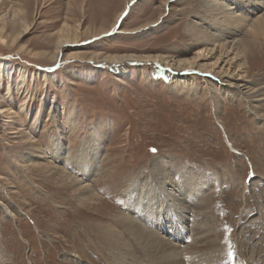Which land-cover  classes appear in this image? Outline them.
<instances>
[{
    "label": "rangeland",
    "instance_id": "rangeland-1",
    "mask_svg": "<svg viewBox=\"0 0 264 264\" xmlns=\"http://www.w3.org/2000/svg\"><path fill=\"white\" fill-rule=\"evenodd\" d=\"M202 1L0 0V19L10 23L20 7L30 27L19 35L21 25L10 23L8 43L0 41V264H115L110 256L118 259L123 247L108 214L124 208L130 180L144 186L158 160L176 180L191 175L202 184V209L189 216L196 225L207 212L233 256L225 264L264 263V46L247 54L243 78L258 91L247 99L224 90L229 76L215 78L205 67L175 73L172 66L165 74L162 61L138 60L195 56L202 47L188 26L203 14ZM65 24H80V36L59 50ZM245 30L237 38L246 39ZM118 56L133 59H109ZM223 67L238 77L233 65ZM56 139L69 155L98 147L103 176L94 183L108 208L79 206L71 188L24 167L29 159L61 166ZM122 253L128 264L145 257Z\"/></svg>",
    "mask_w": 264,
    "mask_h": 264
},
{
    "label": "bare ground",
    "instance_id": "bare-ground-1",
    "mask_svg": "<svg viewBox=\"0 0 264 264\" xmlns=\"http://www.w3.org/2000/svg\"><path fill=\"white\" fill-rule=\"evenodd\" d=\"M192 3H196V0H191ZM202 4L205 14L202 11L203 14H199L198 19L188 26V31L193 36L194 41L202 47L195 53V56H185L184 58L170 56L139 57V62L162 61L166 66L161 67L160 71L165 74L172 66L177 69L174 71L175 73H180L183 70L185 72H201L203 70L201 68L205 67L208 71L207 74L215 78L219 75L221 78L229 76L227 77L228 80H222L225 83H223V88L234 96L257 95L258 91L245 83L247 80L243 77L247 75L246 69L249 65L247 54L249 51L254 47L264 46V12L261 13L262 8H264V0H204ZM8 17L0 19V41L6 44L8 43V35H5V30L10 23L18 22L21 25L19 35L30 28L22 8L14 9L10 23ZM114 26H116V22L113 24ZM240 28L246 29V39L237 38ZM80 31V24L76 25L73 30L65 24L60 30L58 49L61 50L60 47L77 43ZM104 33L107 31H103L99 35ZM16 38L13 40L15 41ZM230 38L232 39L230 40ZM69 57L80 58L77 54ZM213 57L216 59L208 63V59ZM109 59L116 64L133 59V57L118 56ZM168 64L169 66H167ZM223 65H233L232 68L239 72V74L237 73L238 77L224 75L223 69L225 67ZM97 136L100 140V135ZM57 143L58 140L56 139L52 152L54 157L62 163L61 166L54 163L41 164L36 159H29L24 167L28 170H42L45 174H50L47 176L56 180L62 187L71 188V193L78 200L79 206L81 204L84 208L96 209L95 211L105 208L107 201L102 199V195L100 196L101 193L96 189V183H94L97 176H103V172L100 173L99 166H97L98 147H93L92 149L95 151L92 150L90 153L86 152L87 148H83L78 150L75 155H69V152L63 151L62 142ZM34 156L37 159L44 158L42 155L34 154ZM67 163L72 168L66 166ZM155 166L156 169L150 172L144 186H142V180L139 178L130 180L128 188L123 192L124 208L122 210L113 209L108 214L109 217H112V219L110 218L111 223L120 230V240L117 241L118 238L116 240L117 247H123L122 250L125 248L133 253L141 251L145 256L143 259L139 258L142 264H225L230 261L229 258L233 256L226 257V250L222 244L223 239H219L220 237L215 235L213 229L208 226L209 220L205 216L207 212H204V215L200 217L198 216L199 222L196 220L197 224L203 222L205 226L207 225L206 228L204 226L205 229L197 227V224L194 225V220L189 216V211L193 208L202 209L204 201L201 198L204 193L202 184L193 183L191 175L189 177L182 175L180 179L176 180L170 171L163 168L161 160L156 161ZM131 240L139 248H132V246L129 248L128 242ZM111 243L115 244V242ZM258 246L259 243L251 249V254L260 249ZM261 248H264V245ZM122 250L115 252L118 259L110 256L113 263H129L130 259L128 261L126 256L123 257L122 252L124 250ZM263 253L264 251H260V256L264 262ZM110 257L108 259L111 261ZM243 260L245 264H252L250 259L244 258ZM137 262L140 261L137 260Z\"/></svg>",
    "mask_w": 264,
    "mask_h": 264
},
{
    "label": "snow or ice",
    "instance_id": "snow-or-ice-1",
    "mask_svg": "<svg viewBox=\"0 0 264 264\" xmlns=\"http://www.w3.org/2000/svg\"><path fill=\"white\" fill-rule=\"evenodd\" d=\"M153 151H155V149H153Z\"/></svg>",
    "mask_w": 264,
    "mask_h": 264
}]
</instances>
